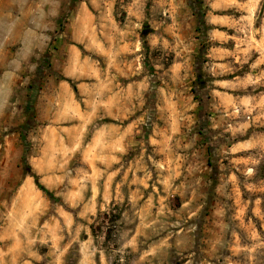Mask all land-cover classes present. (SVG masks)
I'll return each instance as SVG.
<instances>
[{
    "label": "rangeland",
    "instance_id": "1",
    "mask_svg": "<svg viewBox=\"0 0 264 264\" xmlns=\"http://www.w3.org/2000/svg\"><path fill=\"white\" fill-rule=\"evenodd\" d=\"M0 264H264V0H0Z\"/></svg>",
    "mask_w": 264,
    "mask_h": 264
},
{
    "label": "crops",
    "instance_id": "2",
    "mask_svg": "<svg viewBox=\"0 0 264 264\" xmlns=\"http://www.w3.org/2000/svg\"><path fill=\"white\" fill-rule=\"evenodd\" d=\"M211 18L212 19L209 20V23L216 28L211 31V40L218 43V45L213 47L210 52L211 58L213 60L212 71L213 76H221L220 79H216L212 82V84L214 85L212 93L214 94L216 101H218V99L222 101L215 104V107L222 114L223 112H227L228 110V77H225L228 74V47L226 46V44L228 43V18H223L215 15ZM237 78L245 79L247 80V82L251 80L242 77H236L235 79ZM231 84L237 88V86L241 85L242 82L232 81ZM225 116L222 114L219 115L218 118L225 119Z\"/></svg>",
    "mask_w": 264,
    "mask_h": 264
},
{
    "label": "trees",
    "instance_id": "3",
    "mask_svg": "<svg viewBox=\"0 0 264 264\" xmlns=\"http://www.w3.org/2000/svg\"><path fill=\"white\" fill-rule=\"evenodd\" d=\"M74 89L77 91V89L74 87ZM39 185V184H38ZM40 186V185H39ZM42 190L48 194L49 196L53 197V195L48 191L46 190L45 188L41 187ZM104 216H106L108 219H109V222L111 223V227H115V223H118L120 220H121V217H122V211L119 210V208L117 206L113 207L111 209L110 212H107V213H104ZM113 228L109 229L108 233H107V239L110 238V234H111V230Z\"/></svg>",
    "mask_w": 264,
    "mask_h": 264
}]
</instances>
